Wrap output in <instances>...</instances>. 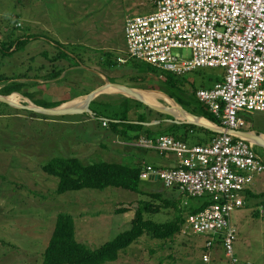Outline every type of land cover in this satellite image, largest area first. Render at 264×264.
<instances>
[{"label":"rangeland","instance_id":"rangeland-1","mask_svg":"<svg viewBox=\"0 0 264 264\" xmlns=\"http://www.w3.org/2000/svg\"><path fill=\"white\" fill-rule=\"evenodd\" d=\"M155 7L149 0H0V46L9 38L32 39L16 52L2 55L0 51V75L25 81L23 91L40 105L57 106L71 100L64 106L76 105L82 102L78 97L86 96L99 83L102 86L111 82L157 93L158 99L164 94L138 88L142 74L127 57L124 35L128 19L147 15ZM59 53H64L61 61H50ZM175 53L186 57L189 51ZM119 58L127 62L119 64ZM58 70L63 74L54 78L52 72ZM223 72L201 68L183 78L197 89L211 84ZM155 75L148 74L150 80L143 85L155 86ZM120 96L117 92L106 93L96 100L114 103ZM14 103L28 104L24 99ZM139 112L148 113L144 109ZM242 118V131L264 135V113L245 112ZM101 126L80 114L49 117L0 104V264H41L59 213L72 216L76 240L91 250L130 227L138 203L149 201L142 193L110 187L58 194V179L41 170L42 165L59 157H75L85 164L114 162L130 168H142L151 162L147 156L151 153L123 148L118 143L121 140ZM254 150L264 161V148L254 146ZM257 180V196H243V207L230 217L236 229L238 264H264V172ZM140 188L144 192H174L164 189L159 181H142ZM129 206V210L114 213ZM85 215L99 222L88 228L78 224ZM150 218L166 223L173 218V211ZM203 243L202 236L192 233L180 232L167 241L143 236L121 252L116 262L107 264H227L225 256L219 255L215 261L213 253V261L203 263ZM246 256L248 260H243Z\"/></svg>","mask_w":264,"mask_h":264},{"label":"built area","instance_id":"built-area-1","mask_svg":"<svg viewBox=\"0 0 264 264\" xmlns=\"http://www.w3.org/2000/svg\"><path fill=\"white\" fill-rule=\"evenodd\" d=\"M155 6L151 13L126 21L128 59L175 76L223 69L222 82L195 95L224 133L208 145H189L166 135L133 140L145 150L177 159L172 169L143 166L139 179L158 177L165 189L208 200L201 211L184 217L181 233L204 238L203 263L212 262L211 253L219 249L227 264H238L230 217L243 207L244 192L264 172L255 143L235 133L244 132L241 114L264 113V0H161ZM182 50L188 56L175 53ZM101 125L107 128L108 122Z\"/></svg>","mask_w":264,"mask_h":264},{"label":"trees","instance_id":"trees-1","mask_svg":"<svg viewBox=\"0 0 264 264\" xmlns=\"http://www.w3.org/2000/svg\"><path fill=\"white\" fill-rule=\"evenodd\" d=\"M149 1L156 4V2L161 0ZM28 42L29 37H20L15 40L9 38L8 42L0 46V51L2 55L10 54L16 52L20 48H25ZM63 54L64 53H59L54 58L50 59V61H61ZM130 61L134 63L137 70L142 74L139 81V83H141V87H138L139 89L162 92L178 106H181L188 114L218 124V121L209 113L206 106L196 100L194 95L195 88L191 82L186 81L183 77L159 72L147 64L133 60ZM62 74L63 70L52 72L54 78H58ZM148 74H156L152 76L153 79H155L153 80L155 86L143 85L146 81L150 80L147 77ZM19 80L20 82H17ZM3 82L7 85L2 86L1 83ZM25 85L26 82L18 77L12 79L5 75H0V95L2 96L19 94L29 99L36 106L43 108H55L64 104L61 103L57 106L36 104L32 101L30 96L23 91ZM120 98L119 101H114V103H101L97 102L95 99L89 107L90 111L93 113V117H89L90 115L88 114H83V117L98 121L100 126L102 120L107 121V128L111 130L114 137H119L126 141L136 140L142 133L152 135L153 128H147L142 125V123L149 122L148 116L156 117L157 120H171L169 116L160 114L135 100L123 96H120ZM140 109H144L148 113H141L139 112ZM161 126L163 125H159L160 128ZM190 131L202 132L210 136L217 135L205 128L190 124H170L166 128L161 129L160 133L186 142L191 139L189 136ZM41 170L47 175L58 179V186L56 189V193L58 194L69 191H80V189L104 190L111 187L134 194L142 193L149 200L138 203L133 218L130 221V227L126 231L121 232L113 240L104 243L96 250H91L86 245L78 242L75 237L74 219L68 214L59 213L56 217L47 246L42 253L41 264L114 263L119 259L118 257L121 252L128 249L143 236L155 239L156 241L172 240L181 232L185 214H195L209 205L208 200H205L199 205L192 204L190 206H184L182 204L183 194L175 198L163 192L142 191L140 188L142 181L139 179L141 167L130 168L119 163L106 161L85 164L75 157H59L52 158L45 165H42ZM247 194L252 198L257 196L250 191H248ZM154 202L158 203L156 204ZM129 209H131V206L126 209L115 210L114 213L117 214L118 212ZM166 210L173 211V218L166 223H156L150 218L152 215Z\"/></svg>","mask_w":264,"mask_h":264},{"label":"water","instance_id":"water-1","mask_svg":"<svg viewBox=\"0 0 264 264\" xmlns=\"http://www.w3.org/2000/svg\"><path fill=\"white\" fill-rule=\"evenodd\" d=\"M108 87L115 88L117 93L125 96L126 98L135 100V101L149 107L150 109L160 113V114L169 116L171 118V120H169V122H171V123H174V124H180V123L181 124L182 123L191 124V125L206 128V129H208V130H210L216 134L224 133V131L220 128H215V127H210V126L200 124L198 122V120H199L198 117L188 114L187 112L182 110L181 107H179L178 109L175 110V108L173 109V108H169L166 106H156V105L146 103L141 98V96L137 92H135L136 89L129 88V87L119 85L116 83H105L104 85H102V86L98 87L97 89L93 90L92 92L88 93L86 96L79 97V98H82L81 103L76 104V105L67 106V107H62L63 104L58 106V107H55V108L39 107V106H36L35 104H33L29 99L22 97L21 95H20V97L22 99L27 100V102H28L27 105H22L20 103L15 104V103L11 102L10 100H8L9 96H2V95H0V103L3 105H8V106L16 108V109L25 110L28 112H32V113L43 115V116H49V117L75 116V115H79V114L80 115L88 114L91 117H93V115H92L93 113L89 109L90 104L98 96L105 94L104 91ZM157 123H159V121H155L151 124H145V125H154ZM227 132L228 131H226V133ZM235 133H238L243 138L255 141L254 143L256 146L264 148V142H262V140H261L262 135L255 134L253 132H235ZM152 181H155V182L158 181V177H156V178L154 177L152 179Z\"/></svg>","mask_w":264,"mask_h":264},{"label":"crops","instance_id":"crops-1","mask_svg":"<svg viewBox=\"0 0 264 264\" xmlns=\"http://www.w3.org/2000/svg\"><path fill=\"white\" fill-rule=\"evenodd\" d=\"M32 39H31V37L29 36V41H31ZM28 44V43H27ZM53 45V47H55V48H57L58 49V47H56L55 46V44H52ZM40 55L41 56H44V53H40ZM156 70V69H155ZM157 71H159V70H157ZM159 72H161V71H159ZM193 72V71H192ZM164 73H166V72H164ZM169 74V73H168ZM172 75V74H171ZM175 76V75H174ZM177 77H184V75L183 76H177ZM223 77H224V72H223V74H222V76H218L216 79H215V81L214 82H212L211 84H209V85H205V84H203V85H201L200 87L201 88H195V93H194V95L196 94V92L198 91V90H200V89H210V88H212L213 87V85L215 84V83H219V82H222V80H223ZM101 80H102V84L103 83H105V81H104V79L103 78H101ZM99 86H101V84L99 83L96 87H95V89H97V87H99ZM93 91V90H92ZM152 92H154V91H152ZM155 92H159V91H155ZM159 93H161V94H164V93H162V92H159ZM17 95V94H16ZM165 95V94H164ZM85 96V95H84ZM82 97V96H81ZM79 98V97H78ZM195 98H196V95H195ZM197 100V99H196ZM72 101V100H71ZM198 101V100H197ZM70 102V101H69ZM199 102V101H198ZM66 103H68V102H64V104L62 105V106H64ZM200 103V102H199ZM203 105V104H202ZM181 107V106H180ZM182 109V108H181ZM183 110V109H182ZM142 112H144V111H142ZM244 114V113H243ZM243 114H241V117H242V115ZM91 117V116H90ZM214 117V116H213ZM199 118V117H198ZM215 118V117H214ZM149 119V122L148 123H142V125H144L145 127H147V128H153V130H152V135H147V134H144V133H142V134H140L139 135V137H144V138H151V139H154V138H157V137H159V136H163V134H161L160 133V130L161 129H164V128H166L168 125H170V124H174V123H171V122H169V120H157L156 118H153V117H150V118H148ZM199 119H203V120H205V121H207V122H209L213 127H215V128H220V123H219V120L217 119V118H215L217 121H218V124H214V123H212V122H210V121H208V120H206V119H204V118H199ZM155 121H159V123H157V124H154V125H145V124H151V123H153V122H155ZM163 125V126H161V128L159 127V125ZM181 124V123H180ZM182 124H184V123H182ZM191 125V124H190ZM195 126V125H194ZM196 127H199V126H196ZM200 128H203V127H200ZM206 129V128H205ZM221 129V128H220ZM208 130V129H207ZM210 131V130H209ZM210 132H212V131H210ZM212 133H214V132H212ZM216 134V133H215ZM217 135H219V134H217ZM217 135H215V136H210V135H208V134H205V133H202V132H189V136L191 137V139H189L188 141H186L185 143H187V144H189V145H208V144H210V142L217 136ZM166 136H168V135H166ZM138 137V138H139ZM171 137V136H170ZM262 137H264V135L262 134ZM119 140H121V141H119V143H121L122 145H123V148L124 147H127V148H129V149H132V148H135V149H141L142 151H145V153H151V154H147V156H149V158H150V160H151V162L149 163V164H146V165H149V166H152V167H154V168H156V169H172V168H175L176 166H177V159H176V157L173 155V154H170V153H162V154H160V153H158V152H154V151H149V150H145L144 148H141V147H139V146H136L135 145V143H132L133 141H126V140H124V139H120L119 137H117ZM137 138V139H138ZM173 138V137H172ZM175 139V138H174ZM177 140V139H176ZM179 141H181V140H179ZM183 142V141H182ZM146 156V155H145ZM154 160V163H152V161ZM144 166H145V164H144ZM260 177V176H259ZM259 177H256L255 178V182H253V185L252 186H250L245 192H244V194H243V196L244 197H249V198H252L251 196H248V194H247V192L248 191H250L252 194H254V195H257V193H255L254 191H255V189L257 188V183L256 182H258V178ZM154 182V181H153ZM163 186V185H162ZM164 188V187H163ZM165 189V188H164ZM172 190H174V192L173 193H175V192H178L179 193V195L180 194H182L180 191H178L177 189H172ZM173 193H170V194H166V195H172V196H174L175 198H177L176 196H175V194H173ZM183 197H182V204L184 205V206H190V205H192V204H195V205H199V204H201L203 201H205L206 199H191V198H187L185 195H182ZM187 214H185V216H186ZM184 216V217H185ZM96 222H99V221H95V218L94 219H90L89 218V216H87V215H85V216H81L80 217V221H79V223L78 224H80V223H82L83 225H86V227L88 228V226L89 225H92V224H96ZM75 224V223H74ZM75 228V227H74ZM76 229H77V227H76ZM75 236H76V233H75ZM94 239V238H93ZM248 251H246V253H247ZM222 253V254H221ZM214 259H215V261H217L218 260V258H220V256L219 255H223V252L221 251V250H219V249H217L214 253ZM248 257L249 256H246V257H244L243 258V260H248ZM213 259V258H212ZM246 264H250L248 261L246 262Z\"/></svg>","mask_w":264,"mask_h":264},{"label":"bare ground","instance_id":"bare-ground-1","mask_svg":"<svg viewBox=\"0 0 264 264\" xmlns=\"http://www.w3.org/2000/svg\"><path fill=\"white\" fill-rule=\"evenodd\" d=\"M105 94L106 93H115L117 92L115 88L113 87H108L105 91ZM135 92H137L141 98L146 102V103H151L152 105H156V106H166V107H169V108H175L178 109L180 106H177L175 104V102H173L172 100H170L169 98H167L166 96L164 95H160V97L157 99L155 95H159L157 93L153 94V93H147V92H142V91H137L135 90ZM8 100H10L11 102H19L21 100H23L20 96L18 95H10L8 97ZM13 100V101H12ZM25 100V99H24ZM13 102V103H14ZM155 103V104H154ZM16 104V103H15ZM62 107H67V106H62ZM198 122L202 125H206V126H210V127H213L209 122L203 120V119H199ZM250 140V139H249ZM261 140L262 142H264V137L261 136ZM252 143H254L255 141L253 140H250Z\"/></svg>","mask_w":264,"mask_h":264},{"label":"flooded vegetation","instance_id":"flooded-vegetation-1","mask_svg":"<svg viewBox=\"0 0 264 264\" xmlns=\"http://www.w3.org/2000/svg\"><path fill=\"white\" fill-rule=\"evenodd\" d=\"M254 132V131H253ZM255 133V132H254ZM255 134H258V133H255ZM259 135V134H258Z\"/></svg>","mask_w":264,"mask_h":264},{"label":"clouds","instance_id":"clouds-1","mask_svg":"<svg viewBox=\"0 0 264 264\" xmlns=\"http://www.w3.org/2000/svg\"><path fill=\"white\" fill-rule=\"evenodd\" d=\"M247 132V131H246Z\"/></svg>","mask_w":264,"mask_h":264}]
</instances>
